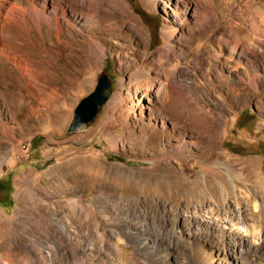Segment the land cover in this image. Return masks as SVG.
Returning a JSON list of instances; mask_svg holds the SVG:
<instances>
[{
  "label": "rangeland",
  "instance_id": "rangeland-1",
  "mask_svg": "<svg viewBox=\"0 0 264 264\" xmlns=\"http://www.w3.org/2000/svg\"><path fill=\"white\" fill-rule=\"evenodd\" d=\"M47 3L67 12L65 39L49 26L18 31L12 17L1 42L9 53L0 43V264H116L102 247L118 238L125 264H198L190 249H165L171 235L199 234L221 248L230 220L260 239L254 207L264 204V168L250 166L264 163V51L250 34L264 0H202L195 16L176 0ZM92 42L104 51H91ZM12 54L27 74L16 72ZM102 73L112 87L102 118L68 134ZM77 157L107 169L85 184L56 175ZM203 183L215 195L223 188L227 223ZM87 229L103 235L98 250L86 249ZM122 229L157 246L145 253ZM251 264H264V254Z\"/></svg>",
  "mask_w": 264,
  "mask_h": 264
},
{
  "label": "bare ground",
  "instance_id": "bare-ground-1",
  "mask_svg": "<svg viewBox=\"0 0 264 264\" xmlns=\"http://www.w3.org/2000/svg\"><path fill=\"white\" fill-rule=\"evenodd\" d=\"M176 1H178V3L179 2L181 3L184 10L187 11L185 13L192 12L195 16L202 0L201 1L176 0ZM209 3L211 2L209 1ZM66 14L67 12L63 10L61 6H51L49 3H47V0H43L42 3L41 2L39 3V0H0V43L2 42L4 24L7 23L8 21H11L10 19L12 17L19 19V22L17 24L18 31L21 30L24 31L26 29L32 31L34 27L37 28L38 30H41L44 27L49 26L51 27L52 34L54 35V38H56V40H60V38L65 39L64 26L62 24V21H64V17L66 16ZM252 14H253L252 17L253 21H252L250 36L252 37V40H255L256 42L258 41L259 50L264 51V41H262L264 39V9L260 7L255 8ZM29 21H31V23H29ZM78 24H80V21H78ZM259 35L261 40L257 39ZM92 43L93 44L90 50L94 51L93 47H97V45L94 44V42ZM97 48L100 52L104 51L103 48L100 47ZM251 51L250 54L253 55V57H255V53H251ZM1 52L4 54L9 53L7 46L3 45L2 43H1ZM11 57H12L11 60L13 61V65H14L13 67L16 68V72L20 73L21 75H25L24 73L27 74L28 67L26 65L25 67L22 66L23 65L22 59L17 57L16 55H13ZM256 77H257L256 74H253L252 76L249 77V82L254 89H256L255 88L257 82ZM9 111L10 109L8 108V112ZM254 163H255L254 166H250V169L263 170L264 168L263 162L259 161ZM65 165H67V167H64L63 170L56 173V175H59L62 179H65L66 181L76 180L78 183L81 182L84 184L87 182L88 177L92 179H97L107 169V167H105L103 163H100L98 161L89 162L83 157L74 158L71 162H67ZM72 168H74L75 171L73 173L78 174V177L75 178V174H70ZM100 189L104 190L105 188L101 187ZM200 190L202 191L201 193L204 194L206 193L207 195H210V198H212L218 204L217 206L220 208L221 214H223L224 216L222 218V222L227 223L229 219L228 215L230 214V210L225 202V200L227 199L224 200L223 198L224 197L223 188L220 186L219 191H217V194L215 195L214 193H212L213 189L206 185L204 186L203 183L202 185H200ZM25 197L31 200L34 197V195L33 193H31V191H28L27 193H25ZM254 208H253L254 215L255 216L260 215V217L264 220V204L260 202L259 206L257 205ZM205 209L207 210L208 214L212 213L211 206ZM231 221L232 220L229 221L230 226L227 228L228 230L221 231L223 238V243L221 248L210 246L208 242L203 240L204 237H202L199 234H195L193 236L189 232L184 233L183 231H176V233L172 234L170 237V239L173 240L172 241L173 245H171L172 243L167 244L165 245V249L166 250L174 249L176 245H179L182 249H188V250L190 249L192 251V254L194 252L195 256L197 257V258L195 257V260L198 259V261L196 260L198 264H215L216 261L214 260V257H217V259L221 257L222 260L225 258L234 257L237 260H239L240 264H251V261L259 253L264 254V234L260 239L255 241L253 239L248 238L246 235H243L240 232L235 231L233 229V225ZM196 225L203 226L204 228H208V229H210V227L212 226V225L210 226L209 222L206 221H199ZM215 227L211 229H216ZM219 229H225V228L224 226L222 227L220 226ZM81 230L84 229H80V231ZM122 231L124 232L125 235H129L130 237L129 239H131L132 241L133 240L137 241L136 242L137 245L141 248V250H144L145 253H147L150 250L152 245L157 246L156 244L157 240L155 241L153 240L152 242H150V236H148L143 231L130 232L127 231L126 229H122ZM85 232L86 233L83 234L84 237L91 239V243H89L86 249L98 250V247H102V243L104 242V237L102 234H100L96 229H87V231L85 230ZM125 243L126 241H123L122 239L118 238L116 244L113 245L114 248L111 246L112 244H110L109 241L107 242V245L103 246L102 248H104L103 249L104 252L109 257H111L113 260L115 259L116 264H125L123 263V259L120 257L117 258L115 254V250L121 252L120 245H123ZM76 264H80V261L77 260ZM142 264H145V262Z\"/></svg>",
  "mask_w": 264,
  "mask_h": 264
},
{
  "label": "water",
  "instance_id": "water-1",
  "mask_svg": "<svg viewBox=\"0 0 264 264\" xmlns=\"http://www.w3.org/2000/svg\"><path fill=\"white\" fill-rule=\"evenodd\" d=\"M111 92L112 87L109 78L103 73L100 74L97 77L93 92L81 99L76 105L67 133L81 134L93 129L105 112Z\"/></svg>",
  "mask_w": 264,
  "mask_h": 264
},
{
  "label": "trees",
  "instance_id": "trees-1",
  "mask_svg": "<svg viewBox=\"0 0 264 264\" xmlns=\"http://www.w3.org/2000/svg\"><path fill=\"white\" fill-rule=\"evenodd\" d=\"M5 186H7V187H8V184H7V185H5ZM0 189H2V187H1Z\"/></svg>",
  "mask_w": 264,
  "mask_h": 264
}]
</instances>
